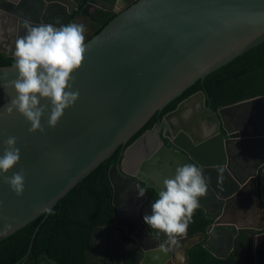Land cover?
<instances>
[{"label":"water","instance_id":"95a60500","mask_svg":"<svg viewBox=\"0 0 264 264\" xmlns=\"http://www.w3.org/2000/svg\"><path fill=\"white\" fill-rule=\"evenodd\" d=\"M10 1L14 5L10 10L14 11L0 9V56L14 60L15 41L27 32L25 22L59 27L67 24L79 8L72 0ZM98 4L97 0H88L85 8ZM85 8L72 23L79 24V20L83 24L89 19ZM89 29L86 24L85 61L74 74L72 90L79 91V99L65 110L54 128L48 124L51 105L42 100V105L48 104V112L42 117L43 133L30 132V122L18 112L7 113L6 106L15 96L10 85L18 71L14 65L0 67V156L10 136L17 139L16 147L21 150L18 165L7 174L0 173V243L41 216H48L157 113L198 81L204 82L210 74L263 44L264 0H136L98 34L89 33ZM215 119L227 139L218 131L197 151L181 134L175 141L180 153L169 155L177 168L195 164L205 176L217 175L219 183L212 184L199 200V209L213 222L207 231L191 234L189 226L186 236L179 238L178 247L167 245L173 250L162 252L160 245L167 236L149 228L143 220L152 214L155 201L146 205L147 198L139 197L138 184L123 177L114 166L116 175H109L114 220L92 230L85 264H121L118 252L123 244L129 246L125 264H181L177 252L182 253L183 264H189L191 249L200 243L215 257L226 259L231 251L227 256L219 254L222 243L237 244L243 235L264 239V233L258 234L264 231V158L254 160L264 153V96L228 106ZM242 152L247 163L239 159ZM159 160L153 158L143 164L150 176L136 177L157 194L163 181L174 177L177 169L173 165V171L171 163L161 161V165ZM21 171L25 190L18 196L3 176ZM213 203L218 204V217L209 215ZM132 212L140 229L137 235L130 234L119 222ZM38 231L20 264H63L51 259L46 251L37 259L30 257ZM144 236L151 239V246L142 243ZM261 250L264 244L253 246L255 264H259ZM232 255L239 264H246L241 253Z\"/></svg>","mask_w":264,"mask_h":264},{"label":"clouds","instance_id":"9594fccd","mask_svg":"<svg viewBox=\"0 0 264 264\" xmlns=\"http://www.w3.org/2000/svg\"><path fill=\"white\" fill-rule=\"evenodd\" d=\"M26 35L15 41V63L18 77L11 82L15 96L6 106L8 114L18 112L31 124L30 132H44L42 117L48 112L49 127H56L65 110L74 106L79 99V91H73L74 74L79 70L87 52L85 27L71 23L59 27L52 23L33 26L25 22ZM7 147L0 156V173L7 174L21 161V150L16 147L17 139L10 136L5 141ZM4 182L20 196L25 190L23 172L3 176ZM210 177L205 176L201 167L185 164L176 169L174 177L163 181V188L152 204V214L143 217L149 228L167 236L160 245L164 253L178 247V240L186 236L189 224L193 222L195 211L200 207V198L208 192ZM139 197L145 196V189H138ZM183 264L182 253H176Z\"/></svg>","mask_w":264,"mask_h":264},{"label":"trees","instance_id":"16d2710c","mask_svg":"<svg viewBox=\"0 0 264 264\" xmlns=\"http://www.w3.org/2000/svg\"><path fill=\"white\" fill-rule=\"evenodd\" d=\"M114 17L103 14L105 23L96 34ZM14 63V59L0 56V67L11 66ZM202 90L211 100L220 97L228 105L264 96V43L210 74L204 82L198 81L173 101L165 111L175 109L181 100ZM150 127L151 123L147 128ZM117 159L118 156L115 154L111 160L102 164L72 190L48 216H41L1 242L0 264L22 262L29 252L37 228L39 231L30 257L37 259L46 251L51 259L59 260L63 264H85V252L90 243L92 230L114 220L113 189L108 173ZM211 223L205 212L198 208L194 213L193 222L189 224L191 234L205 233ZM59 248L66 250V257L61 259L56 255ZM243 258L246 264H255L251 251L244 250ZM258 258L259 264H264V250L258 252ZM189 264H239V261L235 255L219 259L200 243L191 249Z\"/></svg>","mask_w":264,"mask_h":264},{"label":"flooded vegetation","instance_id":"af4514ba","mask_svg":"<svg viewBox=\"0 0 264 264\" xmlns=\"http://www.w3.org/2000/svg\"><path fill=\"white\" fill-rule=\"evenodd\" d=\"M72 1L78 4L79 8L77 10L78 12H76L73 15V17L68 21L67 24H71L79 15V12L82 11V9H84L86 6H89L88 0H72ZM97 1L99 2L98 5L93 6L92 8H88V7L85 8L86 9L85 11L90 14V17L86 22L85 21L83 22V25L86 29V24H88V28H90L89 33L91 34L92 33L96 34L97 31L104 25L105 21L103 20V14H108L111 17L116 16L119 12L129 8L133 3L136 2V0H97ZM117 6L119 7V9L116 8ZM2 8L7 9L8 11L11 8H14V5H12L10 0L9 1L0 0V9ZM11 11L14 10H10V12ZM77 22H79V24H82L79 20H77ZM186 102L187 104L183 105ZM182 105H183L182 109L180 110L179 114L176 115L175 112H177ZM228 106L231 105L225 104L224 99L220 97H216L214 100H211V98L208 97L207 93L202 90L181 100L177 104L175 109H172L170 111H165L167 110L166 107L162 112L157 113L127 145L118 149V151L115 153L118 156L117 162L110 167L108 177L110 173L114 174L112 168L114 166H117L119 173L123 177L137 183L139 188L145 189V193H146L145 197L147 198L146 205H149L150 202L155 201L158 198V194L153 188H148L147 185L138 182L136 178L138 175H142V176L151 175L149 171L145 170L143 164L147 160H151L153 158H158V159L160 158L159 161L161 165H162L161 161L171 163L170 166L173 169V171H175V169L177 168L176 167L177 164L176 162L174 163L173 158H171L172 156L169 155H171L170 152L175 154L180 153V150L175 145V141L179 139V136L181 134L185 136L186 138L185 140L187 141L186 143L191 144L194 147V149H196L197 151L202 143L210 141L214 137V134L218 131H220L224 135V138L227 139L228 137L227 133L223 130L222 125H219L215 117L218 115L219 111H221L222 109ZM150 123H151V127L147 128V126ZM247 145H248L247 143L243 144L245 148L247 147ZM130 147L132 148L131 151L129 152L128 158L126 159V155ZM231 148L233 149V147ZM227 152H228V148L226 149V153ZM181 153L183 154L182 151ZM168 156L170 161L168 159ZM228 156L229 155H227V157ZM262 158H264V153L263 155L259 154L257 157H254V160L258 162ZM239 159L242 160L245 159L247 163V156L244 152L240 154ZM217 160H218V156H217ZM230 164L234 165L232 159L230 160ZM180 166H182V164ZM206 176L211 178L208 189H211L212 184L219 183L218 182L219 179L215 173H213V175L211 176L210 175H206ZM213 196L214 195H212V197ZM128 197L129 195L126 196L125 198ZM113 198H114V193H113ZM217 205L218 204L213 203L209 206L210 216L218 217L219 207ZM135 217L136 216L133 212L127 213L123 215L119 221L120 224L122 226H126L129 233L133 235L135 234L137 235L138 231L140 230L138 228V223ZM263 233L264 231H261L258 234L260 235ZM144 237L145 238L143 239L139 237L143 241L142 243L147 246H151L152 245V242H150L151 239H149L147 236ZM128 240L129 239L126 237L125 241ZM232 243H233L232 241H227L225 243H222V245L219 246L218 253L223 256H227L228 252L231 251L230 252L231 255L232 253L233 254L241 253V255L243 256V252L244 250H246V251H251V254L253 255V246L254 245L262 246L264 244V239L262 238L259 239L256 237L254 238L251 236L246 237V235H243L240 237L239 242L237 244L231 245ZM119 249H120L118 252L119 261L121 262V264L123 263L125 264V262H127L125 260L126 256L129 254V246L123 244V247H120ZM57 250L58 253L56 255L59 256V258L62 259L66 257L67 253L65 252L66 250L64 248H59ZM60 254L62 255V257ZM68 256H70V252H68ZM24 261L25 259L20 263H23ZM55 261L59 262V260H55Z\"/></svg>","mask_w":264,"mask_h":264},{"label":"crops","instance_id":"0c3cea01","mask_svg":"<svg viewBox=\"0 0 264 264\" xmlns=\"http://www.w3.org/2000/svg\"><path fill=\"white\" fill-rule=\"evenodd\" d=\"M116 8H118L119 9V7L117 6ZM243 215V214H242Z\"/></svg>","mask_w":264,"mask_h":264}]
</instances>
